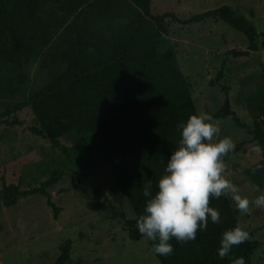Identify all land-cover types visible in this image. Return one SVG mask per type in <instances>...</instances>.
<instances>
[{
	"label": "trees",
	"instance_id": "16d2710c",
	"mask_svg": "<svg viewBox=\"0 0 264 264\" xmlns=\"http://www.w3.org/2000/svg\"><path fill=\"white\" fill-rule=\"evenodd\" d=\"M48 1L53 4L48 5L43 16L41 12ZM150 4L151 0H0V69L8 61L20 65L23 58L47 46L54 37L59 63L64 66L32 97L37 126L29 131L65 156L68 149L59 139L75 133L78 141L71 150L106 165L134 215L124 220L123 227L131 242L144 239L136 228L146 204L143 185L151 180L153 192L156 191L167 159L178 147L177 125L197 115L187 81L174 65L177 44L160 50L169 23H178V18L173 13L153 15ZM207 19L218 20L245 37L246 52L230 51V55L256 52L259 37L264 50V34H258L230 6L196 14L185 22ZM21 77L17 75L18 79ZM221 77L219 72L216 79ZM15 89L0 79V94ZM260 98L263 104L250 113L251 134L261 148L258 165H264V91ZM227 116L238 122L225 97L214 117ZM256 169L247 170L246 175L260 186L264 182V167ZM62 176L54 170L39 187L27 190L3 184L0 206L9 208L20 199L38 195L46 199L56 220L60 209L52 203L46 188ZM209 206L220 210L222 222L213 224L209 220L207 230L198 231L197 238L187 243L173 238L172 255L165 258L153 254L159 264H232L236 257H244L246 264H252L251 255L260 246L257 241L233 246L228 257L219 258L222 233L237 226V212L223 196L210 198ZM146 242L152 249V242ZM70 249L68 240L54 264L67 263Z\"/></svg>",
	"mask_w": 264,
	"mask_h": 264
},
{
	"label": "rangeland",
	"instance_id": "374dc122",
	"mask_svg": "<svg viewBox=\"0 0 264 264\" xmlns=\"http://www.w3.org/2000/svg\"><path fill=\"white\" fill-rule=\"evenodd\" d=\"M50 4L53 1L42 9L43 16ZM221 6H230L258 34H264V0H151L150 12L173 13L178 18V23H169L160 50L177 44L174 65L187 81L196 114L206 112L214 117L227 97L238 122L234 123L231 116L214 117L221 131L212 142L225 136L233 140L234 150L223 158L224 175L239 186L242 197L252 201L264 194V182L257 186L246 175L261 160L260 151H254L250 114L263 104L261 38L256 40V52L235 57L229 52L247 50L242 34L214 19L185 22ZM63 69L56 37L29 58H23L20 65L8 61L0 69V79L16 87L13 92L0 94V189L3 184L32 189L45 182L54 170L63 174L56 184L46 188L52 203L60 209L56 220L42 196L20 199L9 208L0 206V264H54L68 240L70 258L65 264H159L146 239H128L124 220L134 215L110 170L102 161L71 150L78 135L70 133L59 139L68 149L65 156L29 131L37 126L32 97ZM219 72L222 77L216 79ZM17 75L22 77L18 79ZM14 120L17 125L9 124ZM227 198L237 212V226L249 233L247 241L260 243L251 255V263L264 264V208L250 205L247 213H241L231 196Z\"/></svg>",
	"mask_w": 264,
	"mask_h": 264
},
{
	"label": "clouds",
	"instance_id": "9594fccd",
	"mask_svg": "<svg viewBox=\"0 0 264 264\" xmlns=\"http://www.w3.org/2000/svg\"><path fill=\"white\" fill-rule=\"evenodd\" d=\"M180 130L178 147L171 152L153 192L152 181L142 187L146 198L144 214L136 221L141 236L152 242L155 255L168 257L174 247L170 241L187 243L197 238V232L207 230L209 220L221 223L219 209L209 206L210 198L231 196L237 211L247 213L250 205L264 208V194L250 201L240 195V188L224 175V157L235 144L230 137L212 142L221 129L214 117L206 112L191 115L177 125ZM254 151H261L259 145ZM264 165H258V170ZM249 239V233L239 226L222 233L217 254L220 259L229 256L233 246ZM232 264H246L244 257L232 259Z\"/></svg>",
	"mask_w": 264,
	"mask_h": 264
}]
</instances>
